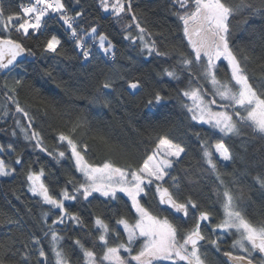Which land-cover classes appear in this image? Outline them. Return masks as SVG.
Segmentation results:
<instances>
[{
    "label": "trees",
    "instance_id": "obj_1",
    "mask_svg": "<svg viewBox=\"0 0 264 264\" xmlns=\"http://www.w3.org/2000/svg\"><path fill=\"white\" fill-rule=\"evenodd\" d=\"M63 2L69 15L83 13L76 17L75 26L90 51L89 59L83 57L70 31L58 18H47L48 23L41 30L44 35L25 39L15 31L10 33L33 55L26 53V59L12 70H0V146L12 149L0 151V160L12 172V176L0 178V260L5 264H38V249L43 248L48 264H54L50 235H45L51 226L65 237L61 244L71 264H83L82 253L73 241L79 239L88 247L95 245L97 253L101 252L97 241L98 229L94 224L96 217L103 218L121 233L123 229L116 225V219L120 216L134 217L130 201L123 193H117V200L105 198L99 193L85 200L75 191L83 177L76 170L66 144L59 142L57 136L61 131L67 132L77 120L86 119L93 132L103 134L115 146L109 151L91 134L84 137L89 145L88 158L97 165L112 159L117 166L137 167L152 153L158 135H167L182 144L185 153L167 171L180 183V199L191 197L202 209L212 211L217 222L222 216L217 196L220 183L205 162L203 151L217 142L225 143L232 156L228 163H222L213 153L222 178L235 194L243 192V204L252 219L264 218V188L256 179L264 177V138L247 127H244L241 136H225L206 124L193 121L183 107V104L190 103L182 95L183 90L189 87V71L180 60L182 54L191 58L192 50L175 15L178 6L173 0H130L132 11L120 17L103 12L99 0ZM128 2L125 0L126 6ZM247 2L255 9L264 8V0ZM28 3L29 0H0V9L5 14L19 12L21 6ZM137 22L147 30L145 40L149 44L154 41L156 48L167 53L166 56L142 50L138 39L133 43L124 38L128 34L134 38L139 35L135 27ZM129 24L132 27H126ZM230 24L231 46L241 58L244 54L252 57L249 69L259 73L257 63L264 61V14L245 12L233 18ZM93 27L97 29L95 41L89 35ZM51 34L61 40V55L43 50L44 42ZM101 34L106 35L114 45L111 53L105 54L99 48L98 37ZM0 35L8 33L0 30ZM219 65V76L226 79L230 76L227 64L220 62ZM165 69L175 71L179 79L168 77ZM191 70V85L200 83L205 90H210L211 85L202 75V67L193 64ZM17 79H22L24 83L17 88L15 99L29 113L31 121L23 113L16 112V104L5 95L8 91L4 87L5 82L12 87ZM105 81L110 82L112 87L104 89L102 84ZM135 81H139L141 87L132 92L127 85ZM156 92L164 99L159 104H149ZM213 108H216L215 105ZM33 132L40 133L42 146L47 152L36 146L35 139L26 138L31 137ZM83 132L81 129V136ZM61 150L66 151V157L57 156L54 159ZM17 158L21 163H16ZM41 169L45 173L42 179L53 195L60 198L62 189L67 188L77 196L75 201L64 203L69 212L81 218L82 226H77L68 218L62 224H52L57 219L58 210L44 204L40 197L29 191L27 174L30 171L38 173ZM154 193L152 186L149 195L142 200L156 211L158 198ZM170 211L166 210L163 214L167 215ZM194 211L190 210V216ZM178 222H184L182 216ZM193 222L190 219L189 226ZM206 234L213 238L218 236L221 241L220 251L205 243L209 258L214 264H231L223 252L236 251L231 248L234 237L231 234H213L211 228L206 230ZM122 239L126 240V237L122 236ZM37 240L39 244L34 243ZM5 248L10 249L7 255ZM24 256L28 257L27 261ZM255 262L261 264L259 254H255Z\"/></svg>",
    "mask_w": 264,
    "mask_h": 264
},
{
    "label": "snow or ice",
    "instance_id": "obj_2",
    "mask_svg": "<svg viewBox=\"0 0 264 264\" xmlns=\"http://www.w3.org/2000/svg\"><path fill=\"white\" fill-rule=\"evenodd\" d=\"M173 2L178 6L175 15L182 25L183 35L192 50L191 58L182 54L180 60V63L189 71V87L183 90L182 95L191 101V104H183V107L191 114V119L200 124H207L225 136H241L244 127H247L264 138V61L257 63L259 73L251 71L248 65L252 62V57L244 54L241 58L230 43V21L245 12L264 14V8L255 9L247 0H233V2L229 0H173ZM99 3L103 12L115 17L132 11L130 0L127 6L125 0H99ZM81 15H83L81 12H77L76 16L69 15L63 0H29L27 5L21 6L19 12L8 14L0 9V30L8 33V35H0V70L11 69L17 64L18 57L25 53L33 55L32 51L26 48L20 40L12 38L10 35L12 31L19 33L25 39L41 36L44 35L41 30L45 28L48 19L56 18L75 38L76 47L82 50L83 57L86 60L89 59L90 51L75 26L76 17ZM132 19L136 20L135 15ZM126 27H132V25L129 24ZM135 27L139 35L134 38L128 34L124 37L125 39L133 43L138 39L142 50L147 49L150 54L155 52L157 56L167 55L156 48L154 41L149 44L145 40L147 30L144 27L138 22ZM89 35L95 41L97 29L91 28ZM98 39L99 48L105 54L112 51L114 45L106 35L101 34ZM60 45V38L51 34L45 40L43 50L61 55ZM218 62L227 64L230 76L226 79L219 76ZM193 64L202 67V75L211 85L210 90H205L204 85L200 83L196 86L191 85ZM165 74L170 78L179 79L175 71L165 69ZM23 83L22 79H17L14 81V86L9 87L5 82L4 87L8 90L5 95L16 104V112L23 113L24 117L31 121L29 113L15 99L17 88ZM102 87L109 89L112 84L105 81ZM127 87L137 90L141 84L139 81L129 82ZM209 96H211L210 99ZM163 99L164 97L156 92L148 103L159 104ZM213 105L222 110H215ZM31 126L29 123V127ZM81 129L84 130L82 136ZM89 134L93 139L99 140L109 151L114 149L115 146L107 137L93 132L86 119L73 122L67 132L61 131L57 136L59 142L66 144L67 151L71 153L70 158L75 162L76 170L83 177V180L78 182L75 191L85 200L93 193L117 200V193H123L130 201L135 215L132 219L127 216H120L116 219L115 223L122 227L123 233L111 227L103 218L96 217L94 224L98 229L97 241L102 249L101 252L97 253L95 245L88 247L79 239L73 241L82 253L83 264H214L204 245L205 243L210 244L220 251L221 241L218 236L213 238L206 234L208 228H211L213 234L226 233L234 237L231 248L236 251L223 252L231 264H256L255 254L260 255L261 264H264V218L254 220L249 216L243 204V192L237 195L228 187L213 159L211 150L213 148L221 160L232 159L225 143L217 142L205 147L203 151L205 162L216 174L220 183L217 196L222 216L217 222L213 219L212 211L202 209L191 197L185 200L180 199V183L177 177L170 176L167 171L185 153L182 144L175 142L167 135H158L152 153L137 167L117 166L112 159H106L97 165L88 158L89 145L84 137ZM26 138L35 139L36 146L41 151L47 152V149L42 146L40 133L33 132L31 137ZM11 150L10 147L5 149L0 146V151ZM48 154L52 155V153ZM57 156L65 158L66 151H58L53 158ZM16 163H21V160L17 158ZM10 175L12 172L7 169L5 162L0 160V177ZM44 175L43 169L38 173L30 171L27 174V180L30 184L29 191L34 196L40 197L44 204L58 210L57 219H54L52 224H62L64 219L68 218L77 226H82L81 218L69 212L64 203L70 200L75 201L77 196L64 188L60 193V198H57L42 179ZM256 179L264 188V177L258 176ZM152 186L155 188L154 195L158 198L156 211L146 206L142 200V197L149 195ZM166 210L171 211L165 215L163 213ZM190 210H195L191 216ZM180 216L183 217V223L178 222ZM190 219L194 220L191 226L188 223ZM45 235H50L54 264H71L61 244L65 237L51 226ZM122 236L126 237V240H123ZM34 243L39 244L40 241L37 240ZM8 251L10 249L5 248V255ZM38 256V264L41 261L48 264V257L43 248L38 249ZM23 259L27 261L28 257L24 256ZM0 264H5V261L0 260Z\"/></svg>",
    "mask_w": 264,
    "mask_h": 264
},
{
    "label": "rangeland",
    "instance_id": "obj_3",
    "mask_svg": "<svg viewBox=\"0 0 264 264\" xmlns=\"http://www.w3.org/2000/svg\"><path fill=\"white\" fill-rule=\"evenodd\" d=\"M106 14H109V13H106ZM47 19V18H46ZM107 43V41L105 42V44ZM103 51V50H102ZM104 52V51H103ZM112 52V51H111ZM111 52H109V53H111ZM220 62H218V64H219ZM226 63V62H225ZM230 74V73H229ZM129 90H131V89H129ZM132 92H136L137 90H131ZM189 104H191V101H190V103ZM216 107V106H215ZM215 110H218V109H216V108H214ZM207 125V124H206ZM209 126V125H208ZM213 153H214V155L217 157V158H219L218 160H220L222 163H228L229 161H224V160H221L220 159V157H219V154L218 153H216L215 152V150H214V148H213ZM183 155V154H182ZM8 169V168H7ZM9 170V169H8ZM10 171V170H9ZM10 176H12V175H10ZM10 176H6V177H10ZM6 177H0L1 179L2 178H6ZM93 194H95V193H93ZM92 194V195H93ZM98 194V193H97ZM120 228H122L121 226H119ZM222 234H226V233H222Z\"/></svg>",
    "mask_w": 264,
    "mask_h": 264
},
{
    "label": "water",
    "instance_id": "obj_4",
    "mask_svg": "<svg viewBox=\"0 0 264 264\" xmlns=\"http://www.w3.org/2000/svg\"><path fill=\"white\" fill-rule=\"evenodd\" d=\"M25 59H26V53H25L24 55L18 57V60H17V64H16V65H13V66L11 67V69H6V70H12L13 68H15V67L18 65V63L23 62ZM165 207H166V206H165Z\"/></svg>",
    "mask_w": 264,
    "mask_h": 264
},
{
    "label": "built area",
    "instance_id": "obj_5",
    "mask_svg": "<svg viewBox=\"0 0 264 264\" xmlns=\"http://www.w3.org/2000/svg\"><path fill=\"white\" fill-rule=\"evenodd\" d=\"M74 38V37H73ZM75 39V38H74Z\"/></svg>",
    "mask_w": 264,
    "mask_h": 264
}]
</instances>
